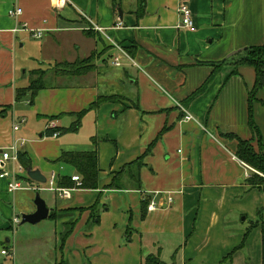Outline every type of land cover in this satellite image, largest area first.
Wrapping results in <instances>:
<instances>
[{
  "label": "crops",
  "instance_id": "1",
  "mask_svg": "<svg viewBox=\"0 0 264 264\" xmlns=\"http://www.w3.org/2000/svg\"><path fill=\"white\" fill-rule=\"evenodd\" d=\"M144 1V13L137 18V0H67L60 9L52 0H0L5 9L0 15V232L11 229L20 209L17 191L7 190L4 174L11 162L1 159L5 147L16 141L31 168L48 180L52 174L54 179L76 175L56 161L60 151L87 150L94 137L97 141V188H76L66 204L47 190L55 198L50 207L42 198L49 212L75 210L72 232L62 246L59 235L68 217L46 218L55 242L52 264L60 259L67 264H143L146 255L157 252L167 264H217L240 245L245 229L241 218L243 223L256 215L264 219V175L235 156V139L222 136L250 140L264 156V90L257 92L253 104L255 132L248 125L247 101L254 69L239 66L233 72L232 65L213 66L244 47L264 43V0ZM180 3L190 10L193 30L180 26ZM17 7L20 15L10 17L8 11ZM88 28L94 36L84 34ZM36 31L41 32L39 38L33 37ZM99 41L105 44L102 48ZM26 44L35 47L32 55L40 60L31 70L45 69V77L52 73L57 80L53 85L45 81L46 88L33 102L29 95L15 100L16 89L36 77L31 74L30 81L23 82L30 70L21 73L16 50ZM118 48L132 53H127L130 58L121 55L122 65L115 69L111 61ZM96 50L95 69L87 74L56 76L51 70L54 63L83 59ZM100 69L107 71L102 74ZM205 81L204 90L189 99ZM132 92L140 110L126 101H105L83 116L77 132H68L76 139L47 135L50 123L68 127L75 120L72 113L86 109L98 95L131 99ZM187 113L192 120L184 119ZM21 118L25 121L14 131ZM163 128L143 160L140 189L126 180L119 189H108L114 173L139 157ZM81 130L88 133L84 142ZM254 173L262 177L259 186L250 184L249 179L258 181ZM151 200L155 209L147 211ZM96 203L99 216L90 224V210L78 208ZM194 215H199L200 225L193 223ZM195 227L197 232L185 242ZM254 227L233 252L232 264H261V229ZM9 242L2 249L13 259Z\"/></svg>",
  "mask_w": 264,
  "mask_h": 264
},
{
  "label": "trees",
  "instance_id": "2",
  "mask_svg": "<svg viewBox=\"0 0 264 264\" xmlns=\"http://www.w3.org/2000/svg\"><path fill=\"white\" fill-rule=\"evenodd\" d=\"M112 4H114V0H111ZM144 0H137V7L135 10V14L137 18H140L144 13ZM84 34L86 36H93L94 33L85 30ZM128 51V49H126ZM128 54L132 52L128 51ZM93 53L83 59H76L73 62L62 61L58 63H54L51 67V70L54 72L56 76H81L91 72L95 69V65L93 62ZM212 64V63H211ZM232 65L234 67L233 72L236 71V68L239 66H251L254 69V82L250 90L248 91V125L252 130L256 132V127L253 123L252 113H253V104L256 101V94L259 90H264V43L261 45H252L244 47L238 50L232 56L219 61L218 63L213 64L215 67H220L222 65ZM32 75H35L29 84L24 88H17L15 92V100L19 101L22 98L29 95V101L33 102V99L37 92L43 88H46L45 84V74L46 70L44 69H34L31 71ZM207 81H205L198 89H196L189 99L196 97L199 95L205 88ZM117 95H98L96 100L92 102L86 109H83L79 112L72 113L75 116V120L68 127H56L47 128V135L52 136L54 132H58L59 135L67 133V132H77L81 120L83 116L91 109H96L99 105L105 101H112L117 99ZM137 110H140L136 103L132 104ZM125 110V108L123 109ZM115 116V114H114ZM166 128H163L156 138L146 147L145 151L132 162L125 164L120 171L115 172L111 182L108 185V189H119L121 184L126 180L130 186L134 189H140L141 181H140V169L145 165L144 158L150 152L155 142L160 138L161 134ZM225 138L235 139L237 141V147L235 150V156L245 162L248 166L253 168L255 171L264 174V156L259 151H255L252 147L250 140H243L232 134L222 135ZM92 146L87 150L76 151V150H63L60 151V154L56 161L71 167L76 175L80 178V184L76 185L74 181L71 180V175L69 174H59L55 179V184L57 187H67V188H80V189H96L98 186L99 173L100 168L98 166V147L97 141L94 137L92 139ZM18 161L21 167L24 170L31 168V161L28 155L25 152L18 153ZM258 181H253L249 179L251 185L259 186L260 180L262 177L258 176L257 173L253 174ZM142 207H145L147 204L146 200L141 202ZM97 205L93 204L87 208H78V211L90 210L92 215L90 224L93 219H98V214L96 213ZM74 210V209H73ZM49 218H56L57 214L55 210H50ZM74 221L69 224V227L64 228V230L59 235V243L60 246L63 245L67 236L72 232ZM260 226L261 229V264H264V221L260 223L255 222L251 227ZM247 236V232L244 233L242 241L240 245L229 253H227L217 264H232L231 257L233 252L242 246L244 239ZM125 240L129 241L130 236L126 235ZM54 264H67L64 259H60L58 262ZM143 264H166L159 258V252L156 255L148 254L144 257Z\"/></svg>",
  "mask_w": 264,
  "mask_h": 264
},
{
  "label": "rangeland",
  "instance_id": "3",
  "mask_svg": "<svg viewBox=\"0 0 264 264\" xmlns=\"http://www.w3.org/2000/svg\"><path fill=\"white\" fill-rule=\"evenodd\" d=\"M4 10L5 9H2L0 7V15L4 14ZM88 30L94 33V31L91 28H88ZM36 41H38V40H33V42H36ZM98 44H99L100 48H102L105 45L103 41H99ZM33 48H35V47H32V49H30V47L26 44L24 47H17V50H16V59H19V64H20L19 66H20L21 73H22L23 68L27 67V68H29L28 70H30L29 74H27L23 80L24 84H26L30 81V79H31L30 75H31V71H32L31 69H33L36 66V64H37L36 61L37 60L40 61L39 59L35 60L34 56L32 55V52L34 50ZM105 50H107V49L104 48L102 50V52ZM92 53H93L92 57H93V62H94L96 60L94 58L97 56L98 51L96 50V51H93ZM41 62L43 63L44 61H41ZM46 63L47 62H45V64ZM37 66H38V64H37ZM112 68H114V67H112ZM108 69L111 71V66H108ZM115 69H117V67H115ZM121 69L122 68H120V70ZM106 71L107 70H105V69H100V72L102 74L105 73ZM45 81L48 85H53L55 82H57V80H55V78L52 76V73H50L47 77H45ZM130 96L133 97L134 92H132V95H130ZM120 100H122L124 102L125 101L129 102V105L135 103V101H134L135 97L130 99V98L118 96L117 101H120ZM52 128L55 129V126ZM83 129L85 132V128H83ZM82 133H83V130H81L79 136ZM87 134L88 133H83L80 136L81 142L86 141L84 139V137H86ZM62 136L64 138L76 139V134H73V133L67 132L66 134L64 133ZM52 137H54V136H52ZM91 146L92 145H90V147ZM84 148L85 147H75V148H71V149L76 150V151H82V150H86ZM14 168L16 169V171H18L19 165H16V164L11 162L10 170L12 171ZM24 171L25 172H23V171L17 172V174L22 178V185H23V187H25L24 190H28V191H17V193L19 194L18 195L19 196L18 201H19V208L20 209H18L16 211V214H18L16 216L18 218H20V221H21L22 214H29V213H25V212H29L30 209L32 211L35 210L34 199H35L37 193L39 194V196L41 198H44V200L47 202L49 207L51 206V203L55 199L52 192L47 191V190H37L36 189V187L37 188L48 187V185H49L48 183H38V182L32 181L27 177L26 170H24ZM261 174L264 175L263 173H261ZM46 181H47V179H46ZM32 185L35 187V189L31 188ZM56 199L58 200L57 197H56ZM60 202L62 204L68 203V201H66V200H63ZM55 212L57 214L56 219L68 217V219L66 221H64V223H63L64 228H65V226H66V228H68L69 224L71 222H73V220H74L75 210H73L71 208H65V209H61V210H56ZM242 221H243V219L241 218V222ZM261 221H264L262 215H256L255 219H251V220L247 219L244 223L240 222V226H242L243 228L245 226L243 234L245 232H247V237L243 241L244 244H245L247 238L249 237L250 233H252L254 228H256V227L249 228L250 226H252L251 222L260 223ZM195 222L198 225L201 224V220L199 219V215H194L193 223H195ZM48 223H50V222L47 219H44L35 225L28 224V223L21 224L19 222L17 225L11 226L10 230L5 229L3 232H0V250L5 245L6 240L10 239L9 246L11 247V249L14 252L13 259L12 258L10 259V258L5 257L2 254H0V264H52L51 260H52V254L54 253V247H55L54 243L55 242H54V235L52 232L53 227L49 226L50 224H48ZM195 232H197V227H195V229L191 228L190 233L186 236L185 242H187L195 234ZM156 254L154 253L153 255H156ZM172 255H173V253H172ZM164 256H168V253H164ZM168 260H169V257H165L164 261L168 262ZM168 264H174V263H168Z\"/></svg>",
  "mask_w": 264,
  "mask_h": 264
},
{
  "label": "built area",
  "instance_id": "4",
  "mask_svg": "<svg viewBox=\"0 0 264 264\" xmlns=\"http://www.w3.org/2000/svg\"><path fill=\"white\" fill-rule=\"evenodd\" d=\"M66 3H67V0H52V5L56 9H60V8L64 7L66 5ZM20 13H21L20 7L13 8V9H10L8 11V15L10 17H17L18 15H20ZM178 13L180 15V21H181L180 26H182L186 29H189V30H193L194 24H193V21L191 19L190 10L184 3L179 4ZM23 28H25V27H23ZM96 29L98 31L101 30L99 27H96ZM40 36H41L40 31H36L33 33V37L39 38ZM118 51H119V54L114 56L112 61H111L112 64L116 67L122 65L121 55L129 58V56L121 48H118ZM128 60H131V59H128ZM184 119L185 120H192L193 116L187 113L184 116ZM24 121H25L24 118H21L18 122H16L13 125L12 129L14 131H16L19 128L20 123H22ZM49 127H51V128L54 127L53 123H50ZM58 135H59L58 132H54L52 134V136H54V137H56ZM20 145H22V143H20ZM18 149H19V147H18L16 141H13L8 147H5L1 151V159L2 160L10 161L16 165H19L18 171H16V169L14 168L12 171L9 170V172H5V174H4L5 176L8 177L7 190L9 192H12V193L19 191V190H24V188H25L22 185V178L17 174V172H21V171L25 172L24 169L19 164V161H18V153H19ZM244 165L246 167H248L250 170H253L250 166H248L246 164H244ZM1 169H4V168L2 167ZM71 180L74 181L76 183V185L80 184V178L78 177V175L71 176ZM45 183L49 184L48 187H45V188H37L36 187V189L37 190L53 191L56 194V196L62 200L70 199L72 191L76 189V187H73V188L57 187L55 184V179H54L53 174L50 176V178ZM31 188L35 189V187L33 185L31 186ZM168 202L169 203L171 202V197H168ZM155 204L156 203L154 200L149 201V203L146 207L147 211H151V210L155 209V206H156ZM19 222H20V218L14 217L12 219V226L17 225ZM0 252L2 255L6 256V257H9V258L11 257V253L7 249H2Z\"/></svg>",
  "mask_w": 264,
  "mask_h": 264
},
{
  "label": "water",
  "instance_id": "5",
  "mask_svg": "<svg viewBox=\"0 0 264 264\" xmlns=\"http://www.w3.org/2000/svg\"><path fill=\"white\" fill-rule=\"evenodd\" d=\"M118 15L119 19L122 18V12L120 9H118ZM27 177L35 182L38 183H45L46 177L38 170V169H32L29 168L26 170ZM35 204V211L33 213L29 214H22L20 223H28L35 225L39 223L40 221L48 218L49 216V209L45 204V201L39 196V194H36V197L34 199Z\"/></svg>",
  "mask_w": 264,
  "mask_h": 264
}]
</instances>
